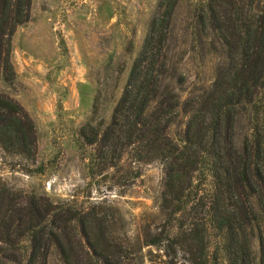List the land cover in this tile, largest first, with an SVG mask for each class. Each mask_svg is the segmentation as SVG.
Segmentation results:
<instances>
[{"label": "trees", "instance_id": "16d2710c", "mask_svg": "<svg viewBox=\"0 0 264 264\" xmlns=\"http://www.w3.org/2000/svg\"><path fill=\"white\" fill-rule=\"evenodd\" d=\"M179 2L160 1L110 122L80 129L81 146L92 147L93 184L111 170H122L118 181L128 184L140 175L135 165L163 163L156 198L163 229L148 227L144 240L129 241L107 196L86 206L25 193L0 178V264H50L54 254L62 264H124L149 245L169 258L164 264L179 254L187 264H255V241L264 264V0H200V30L214 34L225 55L212 85L184 100L172 83L170 44ZM32 4L0 0V84L16 80L13 36L30 20ZM241 114L251 132L239 146ZM181 116L184 128L174 135ZM37 144L34 120L0 90V147L32 158Z\"/></svg>", "mask_w": 264, "mask_h": 264}, {"label": "rangeland", "instance_id": "374dc122", "mask_svg": "<svg viewBox=\"0 0 264 264\" xmlns=\"http://www.w3.org/2000/svg\"><path fill=\"white\" fill-rule=\"evenodd\" d=\"M160 1L33 0L30 20L13 36L16 80L0 84L2 92L25 108L38 132L32 158L0 147V178L25 193H46L54 200L86 206L107 196L120 210L123 235L129 241L144 240L148 227L153 234L163 229L165 218L156 198L164 165L160 161L135 165L140 175L128 184L126 179L118 181L122 170H111L106 179L99 177L102 180L93 184L87 159L92 147L81 146L80 129L89 121L110 122ZM199 5L200 0H180L173 17L171 63L177 73L172 83L182 100L198 88H209L224 61L220 40L200 30ZM180 75L185 77L182 83ZM180 120L171 129L174 135L184 128L185 117ZM250 130L246 115H239V146ZM112 184L113 191H108ZM254 253L259 264L258 241ZM130 256L124 264H164L169 259L153 245ZM50 264L62 262L54 254ZM175 264L187 263L179 254Z\"/></svg>", "mask_w": 264, "mask_h": 264}]
</instances>
